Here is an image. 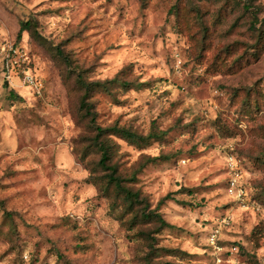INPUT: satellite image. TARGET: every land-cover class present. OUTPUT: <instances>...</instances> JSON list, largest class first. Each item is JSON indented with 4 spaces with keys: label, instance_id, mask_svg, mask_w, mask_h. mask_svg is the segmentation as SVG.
Segmentation results:
<instances>
[{
    "label": "rangeland",
    "instance_id": "374dc122",
    "mask_svg": "<svg viewBox=\"0 0 264 264\" xmlns=\"http://www.w3.org/2000/svg\"><path fill=\"white\" fill-rule=\"evenodd\" d=\"M22 21L48 43L18 36ZM258 30L264 0H0V43L24 47L42 84L0 70V205L13 213L0 207V264H264ZM50 45L90 81L129 82L90 98L101 126L166 132L138 145L112 138L119 172L135 175L150 209L172 194L159 205L171 225L157 234L162 250L130 239L121 200L89 180L97 157L81 159L80 92Z\"/></svg>",
    "mask_w": 264,
    "mask_h": 264
},
{
    "label": "trees",
    "instance_id": "16d2710c",
    "mask_svg": "<svg viewBox=\"0 0 264 264\" xmlns=\"http://www.w3.org/2000/svg\"><path fill=\"white\" fill-rule=\"evenodd\" d=\"M178 7H175L174 12H176ZM248 9V8H246ZM199 22L202 24V16L198 15L196 17ZM29 31L36 39L42 43H48L46 39L40 35L35 28L32 27L30 21H22L18 36H20L22 31ZM204 32V37L208 33L207 27H202ZM258 42L264 38L263 32L258 30L257 34ZM49 52L53 56L61 61L69 71H67L68 80H73L74 84L78 88L79 102H78V111L79 119L85 127L86 134L82 136L81 139V159L84 160L86 156L95 154L97 160L91 162V175L89 180L98 186V189L107 195L112 192L115 199H120L121 206L123 208V214H130L128 218L129 230H135V233L128 235L130 239L140 240L146 242L149 253L158 252L162 250L161 247H155L157 242V234L164 228L171 227V225L164 219L162 214L159 212V205L162 204L165 200H172V194L168 193L162 197L157 205L150 209L149 201L145 196L142 195L140 190L134 189L130 183L135 179V175L123 176L119 172L118 163L114 161V158L117 154L118 145L112 139L113 137H119L124 139L129 143L140 144L146 142L150 138L160 139L166 132L153 130L145 137L136 132L132 131L129 128L123 126H118L116 123L109 126H101L97 121V112L93 102L90 101V98L95 92H104L108 95H113L112 88L114 85H119L125 87L130 85L128 81H125L121 78L115 76L109 81L99 82V81H90L87 76L84 74V70H81L77 67H72L71 61L68 58V55L64 53L63 50L59 49L58 46L50 45ZM252 48V47H251ZM28 59L30 64V69L32 70L33 66L31 59L28 53ZM1 65V62H0ZM1 71L3 67L1 65ZM140 86L135 85V87ZM11 98H15L17 93L14 91L9 92ZM116 201H114L115 203ZM3 209V215L6 220L12 222L13 213L10 211L4 210L3 204L0 205ZM123 216V215H122ZM151 225L149 229H145L148 224ZM259 225L254 228V233H259ZM250 263L259 264L255 261L254 257H251ZM146 264H151L148 260Z\"/></svg>",
    "mask_w": 264,
    "mask_h": 264
},
{
    "label": "built area",
    "instance_id": "2783aa9c",
    "mask_svg": "<svg viewBox=\"0 0 264 264\" xmlns=\"http://www.w3.org/2000/svg\"><path fill=\"white\" fill-rule=\"evenodd\" d=\"M0 62L3 67V77L10 80L12 77L17 76L24 85L33 86L38 90L41 88V80L31 72L28 51L24 47L12 42L0 43ZM231 174L230 188L236 189V194L241 196L243 190L238 186L239 173L232 169ZM210 240L215 241V233Z\"/></svg>",
    "mask_w": 264,
    "mask_h": 264
},
{
    "label": "water",
    "instance_id": "95a60500",
    "mask_svg": "<svg viewBox=\"0 0 264 264\" xmlns=\"http://www.w3.org/2000/svg\"><path fill=\"white\" fill-rule=\"evenodd\" d=\"M8 81H6V83H7Z\"/></svg>",
    "mask_w": 264,
    "mask_h": 264
}]
</instances>
